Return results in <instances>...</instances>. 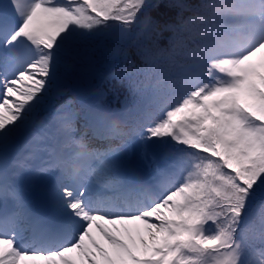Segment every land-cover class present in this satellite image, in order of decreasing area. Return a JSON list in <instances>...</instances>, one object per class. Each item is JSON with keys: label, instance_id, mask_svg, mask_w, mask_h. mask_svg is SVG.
I'll return each mask as SVG.
<instances>
[{"label": "snow or ice", "instance_id": "1", "mask_svg": "<svg viewBox=\"0 0 264 264\" xmlns=\"http://www.w3.org/2000/svg\"><path fill=\"white\" fill-rule=\"evenodd\" d=\"M0 264H264V0H0Z\"/></svg>", "mask_w": 264, "mask_h": 264}, {"label": "trees", "instance_id": "2", "mask_svg": "<svg viewBox=\"0 0 264 264\" xmlns=\"http://www.w3.org/2000/svg\"><path fill=\"white\" fill-rule=\"evenodd\" d=\"M85 82H87V81H85ZM92 83H93V84H95V81H93ZM104 89H105V91H106V92H108V91H109L107 88H104ZM113 91H115V92H116V90H115V89H114ZM121 91H122V90H121Z\"/></svg>", "mask_w": 264, "mask_h": 264}]
</instances>
